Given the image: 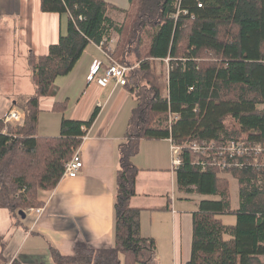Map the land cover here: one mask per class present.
Returning a JSON list of instances; mask_svg holds the SVG:
<instances>
[{
  "label": "trees",
  "instance_id": "obj_1",
  "mask_svg": "<svg viewBox=\"0 0 264 264\" xmlns=\"http://www.w3.org/2000/svg\"><path fill=\"white\" fill-rule=\"evenodd\" d=\"M128 3L121 9L109 0H41L43 12L67 15L68 25L46 55H29L35 93L17 101L25 121L0 122V209H7L22 226L20 210L28 215L31 208L42 207L40 192L60 183L65 163L82 144L100 107L85 121L63 118L60 135L42 136L41 99L54 96L57 78L71 73L87 47L107 42L114 29L119 37L112 57L132 67L124 87L137 102L127 142L120 146L114 244L78 247L69 256L50 244L54 261L160 264L156 239L141 233L142 209L131 206L140 170L132 156L142 139L169 138L184 146L183 162L176 169L179 189L218 197L202 200L193 213L191 258L184 264H264V165H253V152L242 166L203 168L194 163L197 154L189 148L193 142L231 140L264 148V0ZM109 9L125 12L124 23L116 24ZM157 59H169L166 75ZM64 107L56 102L54 109L61 112ZM167 114L174 116L169 125L153 126ZM259 157L263 159L264 150ZM228 174L239 183L237 209L232 208ZM226 214H234L236 221L225 222ZM0 264L22 263L1 253Z\"/></svg>",
  "mask_w": 264,
  "mask_h": 264
},
{
  "label": "crops",
  "instance_id": "obj_2",
  "mask_svg": "<svg viewBox=\"0 0 264 264\" xmlns=\"http://www.w3.org/2000/svg\"><path fill=\"white\" fill-rule=\"evenodd\" d=\"M109 1L117 8L129 6L128 0ZM7 14L18 23L16 34L8 39L9 52L13 51L14 56L19 53L29 58L32 52L46 55L67 30V16L43 12L41 0H0V21ZM109 15L116 24H123L126 19L121 10L109 9ZM118 37L113 29L106 42L112 51ZM0 39H5V31H0ZM96 61L107 64L109 59L99 44L91 43L71 73L57 78L56 94L41 99L38 133L42 136L60 135L63 118L85 121L96 107H100V113L79 147L83 169L76 177L63 176L55 189L40 192L44 202L41 214L30 212L21 226L13 221L7 209H0V254L9 261L57 264L50 244L67 256L73 255L78 247L102 248L114 244L120 146L127 142L137 102L128 88L115 82L107 88L89 82ZM21 86L17 93L0 99V122L12 107L19 108L18 100L35 93L34 84V88H28L24 82ZM56 102L65 104L61 112L55 111ZM132 161L140 170L137 194L131 199V206L142 209V235L156 239L160 264H184L191 258L193 213L202 200L218 197L179 189L169 138L142 139Z\"/></svg>",
  "mask_w": 264,
  "mask_h": 264
},
{
  "label": "built area",
  "instance_id": "obj_3",
  "mask_svg": "<svg viewBox=\"0 0 264 264\" xmlns=\"http://www.w3.org/2000/svg\"><path fill=\"white\" fill-rule=\"evenodd\" d=\"M104 40L99 47L108 56L109 62L104 64L101 61H96L91 67L88 80L95 82L101 88H107L112 82L117 85L125 86L127 84L128 71L132 67L123 65L112 57V47L106 45ZM26 114L24 110L18 107H12L3 118L6 124H22L25 121ZM5 130V129H4ZM87 135V134H86ZM85 135V136H86ZM85 136L83 138H85ZM172 142V141H171ZM183 147L172 142V164L173 167L178 169L183 160L182 152ZM189 148L197 155L194 163L201 164L203 168L209 165L218 166L221 169L232 168L234 166H242L244 160L250 161L246 158L247 155H252L253 165H264V157L261 160L259 154L263 152L264 148L261 143H250L245 140H231L218 144L215 141L193 142L189 144ZM84 167L83 155L79 147L75 150L72 158L65 163L64 176L76 177ZM43 208H31L28 212H36L41 214Z\"/></svg>",
  "mask_w": 264,
  "mask_h": 264
},
{
  "label": "rangeland",
  "instance_id": "obj_4",
  "mask_svg": "<svg viewBox=\"0 0 264 264\" xmlns=\"http://www.w3.org/2000/svg\"><path fill=\"white\" fill-rule=\"evenodd\" d=\"M67 16V15H65ZM5 17H9V14L5 15ZM3 17L0 21V31H5V39H0V99L6 97V95H13L14 93L18 92V89L22 88L21 83H26L27 87L34 88L32 81L29 77V72H31V67L28 69V57L25 58L21 56L19 53H16L14 56L13 51L9 52L10 44L8 39L13 35L16 34V29L18 27L17 19L16 18H5ZM67 23V19H65ZM14 42V41H13ZM16 45V42H15ZM207 59L206 57L203 58ZM23 60H26L23 63ZM169 59H157L158 62L157 66L159 70H162L163 73L166 75L169 70ZM120 62V61H118ZM18 67H17V66ZM22 68V70H21ZM25 70V71H24ZM132 70V68H131ZM129 70V71H131ZM128 71V72H129ZM11 80L15 81V84L11 82ZM25 90L27 88L25 87ZM261 105L260 107H263ZM174 119L173 115H161L157 120L154 121L153 126H161L165 127L171 123ZM228 178L230 180V194H231V203L232 208L237 209L240 203V196H239V183L236 178H234L231 174H228ZM222 219L227 223H234L236 221V217L234 214H226L222 216ZM159 257V252H158Z\"/></svg>",
  "mask_w": 264,
  "mask_h": 264
},
{
  "label": "water",
  "instance_id": "obj_5",
  "mask_svg": "<svg viewBox=\"0 0 264 264\" xmlns=\"http://www.w3.org/2000/svg\"><path fill=\"white\" fill-rule=\"evenodd\" d=\"M22 215V218L25 219L27 217V214L24 210H20L19 212Z\"/></svg>",
  "mask_w": 264,
  "mask_h": 264
},
{
  "label": "bare ground",
  "instance_id": "obj_6",
  "mask_svg": "<svg viewBox=\"0 0 264 264\" xmlns=\"http://www.w3.org/2000/svg\"><path fill=\"white\" fill-rule=\"evenodd\" d=\"M106 45H107V43H106Z\"/></svg>",
  "mask_w": 264,
  "mask_h": 264
}]
</instances>
